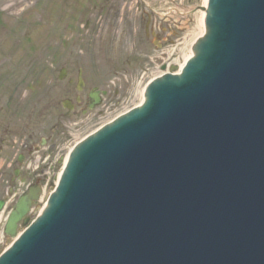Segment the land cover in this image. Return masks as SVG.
I'll list each match as a JSON object with an SVG mask.
<instances>
[{"label": "water", "instance_id": "water-1", "mask_svg": "<svg viewBox=\"0 0 264 264\" xmlns=\"http://www.w3.org/2000/svg\"><path fill=\"white\" fill-rule=\"evenodd\" d=\"M209 6L183 73L77 147L0 264H264V0Z\"/></svg>", "mask_w": 264, "mask_h": 264}, {"label": "rangeland", "instance_id": "rangeland-1", "mask_svg": "<svg viewBox=\"0 0 264 264\" xmlns=\"http://www.w3.org/2000/svg\"><path fill=\"white\" fill-rule=\"evenodd\" d=\"M70 1L74 7L77 6L76 0H0V124L9 125V128L14 129L11 140H17L15 138L17 130L19 135L25 133L37 137L33 148L36 153L30 155L31 159L26 162L14 189L11 191L7 181L0 185L2 199H7L14 192L18 193L19 184L24 180L42 187L51 178V184L54 186L53 182L61 168L59 163L52 161L55 159L52 155L57 150V145H61L63 139L71 135L73 141L70 145L74 146L90 130L138 104L140 102L137 96L138 83L143 82L140 88L142 91L151 78L161 73L172 51H175V55L169 62L178 56L180 59V55L182 56L191 44L187 42L190 39L194 41L193 33H198L197 22L201 16L199 7L203 4V0H146L147 7L156 11L165 12L178 5L187 11L184 20L178 18L169 20L166 17L163 19L153 13L154 21L160 22L167 30L160 42L162 47L156 45L155 39L145 43L144 38L138 34L126 35V41H120L118 49L114 50L106 43L109 34L103 35L100 41L96 38L90 42L91 48L97 49L98 46L103 48L106 51L104 55L116 53L119 64L116 65V71L85 74L87 84L82 92L84 103L73 111H68L62 106V102L70 98L76 104L75 97L78 95L76 87L68 84L69 78L77 80L78 77V72L71 69L67 56L70 49H75L69 45L72 43L70 33L67 31L69 16L65 15L71 13V10L68 11ZM120 1V10L124 12L129 6L126 3L130 2L132 7H137L141 2L123 0L122 4V0ZM95 5L100 6V1H89L88 14L93 19L95 18L93 11L95 14L98 12V7L93 9ZM149 8L148 14L151 13ZM139 15L137 14L138 17ZM144 20H147V16ZM179 39L180 45H177ZM127 54L130 60L121 59ZM63 67L68 69V74L65 80H60V71ZM97 85L107 91L108 95L101 106L84 112L88 105L87 93ZM10 122L13 124L10 125ZM21 122L24 126L18 129ZM42 138L48 139L45 147L40 144ZM54 145L56 147L50 151L48 146ZM37 166L41 167L38 175L33 172ZM2 172L0 169V180ZM28 181L23 182L24 186ZM40 199L41 196L34 206L32 205L33 218L42 207ZM11 204L12 202L9 206ZM36 210L38 211L35 213ZM2 228L0 226V241L2 238L5 241L7 236L3 234ZM6 243L7 240L3 242V248Z\"/></svg>", "mask_w": 264, "mask_h": 264}, {"label": "flooded vegetation", "instance_id": "flooded-vegetation-1", "mask_svg": "<svg viewBox=\"0 0 264 264\" xmlns=\"http://www.w3.org/2000/svg\"><path fill=\"white\" fill-rule=\"evenodd\" d=\"M85 0H81L82 4L84 3ZM130 7V6H129ZM106 13V9L102 10V14ZM87 15V11L82 9L81 12V21H85V30L86 32H94L96 30V32H106L107 30H110V28L108 29H104L102 27L104 20L103 19H99L98 22H101L100 26H95L91 24V20L86 17ZM117 17L120 16V11L117 12ZM124 18H118L116 23L114 24L115 27V31L118 30L120 31L122 34H126L128 32H130L133 28L132 26L135 24L136 19L130 17V11L127 9L126 13H125ZM109 18V16L107 17V19ZM71 19L73 20V17H71ZM119 21H121V25L119 24ZM106 25L108 24L106 21L104 22ZM124 27V28H123ZM73 26L71 27V31H73ZM79 30H77L78 32ZM113 43H115V41H113ZM100 51H98L96 54L92 55V58L87 60L86 62L83 63V65L81 64L80 66H74V68L80 70L81 68L83 69V71L85 72L86 69H91L92 71H97L100 66L99 64L102 63L103 60H101L100 58H98L100 56ZM106 63V61H104ZM78 63H81L80 61ZM111 63H115L114 60L111 61ZM10 125H12L13 123H9ZM23 122H21V125H19L18 127L20 128L23 127ZM8 126H3L2 124H0V169L3 170V172L1 173V180H0V185H2L3 182L7 181L9 179V167L13 166L12 164V158H11V154L13 152V144L11 143L10 140V135L14 133V130L12 129H8ZM19 132V131H18Z\"/></svg>", "mask_w": 264, "mask_h": 264}, {"label": "bare ground", "instance_id": "bare-ground-1", "mask_svg": "<svg viewBox=\"0 0 264 264\" xmlns=\"http://www.w3.org/2000/svg\"><path fill=\"white\" fill-rule=\"evenodd\" d=\"M208 1L209 0H203V4L201 5V8L199 10L201 12V16H200V18L198 19V22H197L198 33H195V32L193 33L194 34L193 38H195L194 41L196 40V38H198L199 36H203V34L205 33V17H206V10L205 9L207 8ZM172 13H173V15H176L178 17L181 16V14L186 15V17H187V11L185 13H182V11L174 10ZM194 41H192V39H190V41L187 42V44L188 43H191V44H190L189 48H186V52H184L183 55L181 56L182 62L179 63V69L176 71L177 72L176 74L180 73L181 68L189 60V56L194 54V52L192 51V45H193ZM173 55H175V51H172L169 54V56H168L169 61L172 59ZM177 61L178 60H172V63H175ZM172 63L169 66H171ZM161 74H163V72ZM161 74H159V75H161ZM156 77H158V76H156ZM140 85H142V82L138 85L137 96L140 98V102L142 103L144 101V98H145V89L140 91V89H139ZM68 160H69V155L65 158L64 166L62 167L61 172H59V177L61 176V174H62V172L64 170V167H66ZM50 185H51V183L49 182L48 185L45 186L43 195H42V197L40 199V203H42V205H44L42 207L43 209L45 208V206L48 203V199H46V197H47V195L49 193V186ZM43 209L40 210V213L43 211ZM3 214H4V212H2L0 214V223L2 222Z\"/></svg>", "mask_w": 264, "mask_h": 264}]
</instances>
